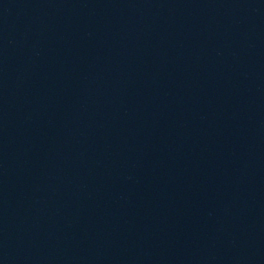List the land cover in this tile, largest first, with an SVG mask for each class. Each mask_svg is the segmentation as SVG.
I'll return each mask as SVG.
<instances>
[{"label":"water","instance_id":"water-1","mask_svg":"<svg viewBox=\"0 0 264 264\" xmlns=\"http://www.w3.org/2000/svg\"><path fill=\"white\" fill-rule=\"evenodd\" d=\"M0 264H264V0H0Z\"/></svg>","mask_w":264,"mask_h":264}]
</instances>
